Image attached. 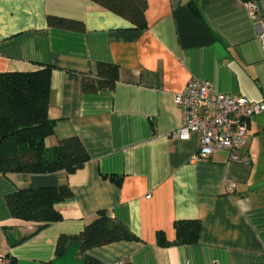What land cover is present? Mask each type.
<instances>
[{
  "label": "crops",
  "instance_id": "crops-1",
  "mask_svg": "<svg viewBox=\"0 0 264 264\" xmlns=\"http://www.w3.org/2000/svg\"><path fill=\"white\" fill-rule=\"evenodd\" d=\"M146 1V26L136 28L92 0H0V73L49 66L45 145L77 137L88 154L73 172L0 173V255L14 264H84L75 236L99 210L137 237L88 249L101 264H264V112L237 150L247 162L225 150L195 158L199 135L178 137L174 100L192 78L262 99L264 0ZM49 16L83 28L48 25ZM98 62L117 66L115 85L84 92ZM58 185L72 192L54 204L60 220L34 232L11 215L8 194ZM186 219L200 223L196 243H157L159 232L172 242L174 222ZM60 235L71 238L56 253Z\"/></svg>",
  "mask_w": 264,
  "mask_h": 264
},
{
  "label": "trees",
  "instance_id": "trees-1",
  "mask_svg": "<svg viewBox=\"0 0 264 264\" xmlns=\"http://www.w3.org/2000/svg\"><path fill=\"white\" fill-rule=\"evenodd\" d=\"M107 10L144 28L146 0H92ZM48 25L80 30L82 23L49 16ZM97 74L85 75L82 90L87 93L113 89L118 78L115 64L98 62ZM51 68L44 66L30 72L0 73V173H50L58 170L73 172L88 160V154L77 137L60 140L57 145L47 147L45 139L53 133V121L48 118V94ZM72 196L67 185L16 189L6 196V203L14 218L36 223L34 232L60 220L54 204ZM175 239L166 240L157 233V243H196L200 223L196 219L174 222ZM70 236L60 235L56 253H61ZM81 242L84 264H101L86 251L120 240H135L137 237L120 221L105 210H99L96 218L86 224L75 236ZM10 257V256H9ZM10 264H14L10 257Z\"/></svg>",
  "mask_w": 264,
  "mask_h": 264
},
{
  "label": "built area",
  "instance_id": "built-area-1",
  "mask_svg": "<svg viewBox=\"0 0 264 264\" xmlns=\"http://www.w3.org/2000/svg\"><path fill=\"white\" fill-rule=\"evenodd\" d=\"M248 6L254 16V3L249 2ZM258 38L264 51V29ZM174 100L181 113L178 137L187 139L191 132L199 135L195 158L225 150L231 161L247 162L237 150L247 142L251 116L264 112V95L259 101H250L239 94L219 92L210 83L192 78L175 94ZM233 187L232 183L228 188ZM10 261L9 256L0 255V264H10Z\"/></svg>",
  "mask_w": 264,
  "mask_h": 264
}]
</instances>
